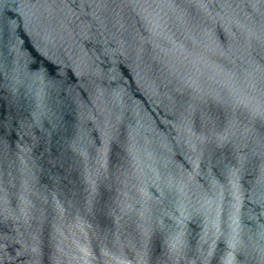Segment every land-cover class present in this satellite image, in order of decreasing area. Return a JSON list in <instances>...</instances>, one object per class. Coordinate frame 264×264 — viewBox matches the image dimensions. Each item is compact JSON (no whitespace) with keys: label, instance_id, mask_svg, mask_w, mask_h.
Segmentation results:
<instances>
[{"label":"water","instance_id":"1","mask_svg":"<svg viewBox=\"0 0 264 264\" xmlns=\"http://www.w3.org/2000/svg\"><path fill=\"white\" fill-rule=\"evenodd\" d=\"M264 0H0V264H264Z\"/></svg>","mask_w":264,"mask_h":264},{"label":"snow or ice","instance_id":"2","mask_svg":"<svg viewBox=\"0 0 264 264\" xmlns=\"http://www.w3.org/2000/svg\"><path fill=\"white\" fill-rule=\"evenodd\" d=\"M260 111H261V114L264 115V103L261 104Z\"/></svg>","mask_w":264,"mask_h":264}]
</instances>
